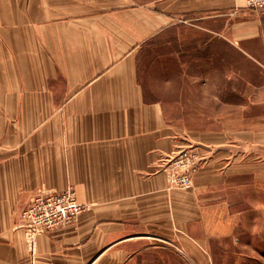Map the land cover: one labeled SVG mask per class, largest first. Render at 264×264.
Returning <instances> with one entry per match:
<instances>
[{
	"label": "crops",
	"instance_id": "0c3cea01",
	"mask_svg": "<svg viewBox=\"0 0 264 264\" xmlns=\"http://www.w3.org/2000/svg\"><path fill=\"white\" fill-rule=\"evenodd\" d=\"M162 41L180 42L182 74L198 81L180 99L141 81L143 53ZM166 106L215 112L190 129ZM183 150L193 184L171 187ZM70 185L84 210L32 250L23 211ZM255 191L264 207V8L0 0V264H174L175 252L209 264L211 240L252 222Z\"/></svg>",
	"mask_w": 264,
	"mask_h": 264
},
{
	"label": "rangeland",
	"instance_id": "374dc122",
	"mask_svg": "<svg viewBox=\"0 0 264 264\" xmlns=\"http://www.w3.org/2000/svg\"><path fill=\"white\" fill-rule=\"evenodd\" d=\"M193 53L197 54L195 51ZM177 54L181 55L180 42L174 41L167 45L162 41L148 46L141 57V66L144 67L149 86L156 89L165 99H180V95H176V92L197 86L198 81L193 82L183 76L182 63L176 57ZM192 96L191 94L184 96L186 103L194 101L195 98ZM218 107L223 108V106ZM166 108L169 115L186 124L190 129L202 127L203 122L212 119L215 112V106H166ZM252 195L251 200L255 205L252 207L254 213L252 212L250 218L252 222L243 226L238 232L237 240H211L209 247L211 255L207 254L209 264H264V222H262L264 207L258 206L261 193L255 191ZM181 254L175 252L174 264H195L186 254ZM159 264L165 263L159 262Z\"/></svg>",
	"mask_w": 264,
	"mask_h": 264
},
{
	"label": "built area",
	"instance_id": "2783aa9c",
	"mask_svg": "<svg viewBox=\"0 0 264 264\" xmlns=\"http://www.w3.org/2000/svg\"><path fill=\"white\" fill-rule=\"evenodd\" d=\"M251 8H264V0H244ZM197 158L193 152L183 150L173 160L170 171L171 187L189 188L193 184V173L197 168ZM85 208L77 198L74 186L62 192L42 190L34 196L22 215L27 221L31 249L34 250V237L39 232L63 225L73 220Z\"/></svg>",
	"mask_w": 264,
	"mask_h": 264
},
{
	"label": "trees",
	"instance_id": "16d2710c",
	"mask_svg": "<svg viewBox=\"0 0 264 264\" xmlns=\"http://www.w3.org/2000/svg\"><path fill=\"white\" fill-rule=\"evenodd\" d=\"M139 73H140L141 81L143 83V87L145 89V93H147V96L148 95H151V97H155L154 96V93L151 92L150 86H149V84H148V82L146 80L145 70H144V67L143 66H140L139 67ZM157 96L160 97L161 99H164L165 100V98H163L162 96H160V95H157Z\"/></svg>",
	"mask_w": 264,
	"mask_h": 264
}]
</instances>
